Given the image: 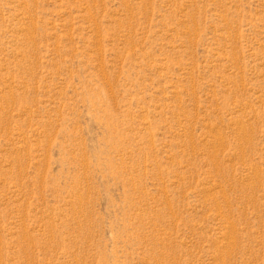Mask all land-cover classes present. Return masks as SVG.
<instances>
[{
  "label": "rangeland",
  "instance_id": "rangeland-1",
  "mask_svg": "<svg viewBox=\"0 0 264 264\" xmlns=\"http://www.w3.org/2000/svg\"><path fill=\"white\" fill-rule=\"evenodd\" d=\"M0 264H264V0H0Z\"/></svg>",
  "mask_w": 264,
  "mask_h": 264
}]
</instances>
